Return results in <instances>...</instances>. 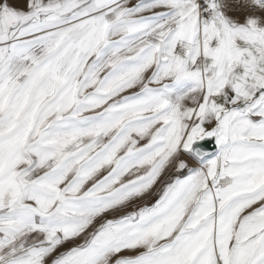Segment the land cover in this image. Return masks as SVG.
I'll return each mask as SVG.
<instances>
[{
  "label": "snow or ice",
  "instance_id": "snow-or-ice-1",
  "mask_svg": "<svg viewBox=\"0 0 264 264\" xmlns=\"http://www.w3.org/2000/svg\"><path fill=\"white\" fill-rule=\"evenodd\" d=\"M0 264H264V0H0Z\"/></svg>",
  "mask_w": 264,
  "mask_h": 264
},
{
  "label": "water",
  "instance_id": "water-1",
  "mask_svg": "<svg viewBox=\"0 0 264 264\" xmlns=\"http://www.w3.org/2000/svg\"><path fill=\"white\" fill-rule=\"evenodd\" d=\"M211 147V146H210Z\"/></svg>",
  "mask_w": 264,
  "mask_h": 264
}]
</instances>
